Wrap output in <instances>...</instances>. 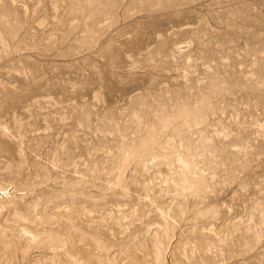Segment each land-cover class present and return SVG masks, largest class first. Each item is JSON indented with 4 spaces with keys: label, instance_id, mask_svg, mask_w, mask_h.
<instances>
[{
    "label": "rangeland",
    "instance_id": "374dc122",
    "mask_svg": "<svg viewBox=\"0 0 264 264\" xmlns=\"http://www.w3.org/2000/svg\"><path fill=\"white\" fill-rule=\"evenodd\" d=\"M0 264H264V0H0Z\"/></svg>",
    "mask_w": 264,
    "mask_h": 264
},
{
    "label": "bare ground",
    "instance_id": "6f19581e",
    "mask_svg": "<svg viewBox=\"0 0 264 264\" xmlns=\"http://www.w3.org/2000/svg\"><path fill=\"white\" fill-rule=\"evenodd\" d=\"M5 193L4 189L0 187V194Z\"/></svg>",
    "mask_w": 264,
    "mask_h": 264
}]
</instances>
